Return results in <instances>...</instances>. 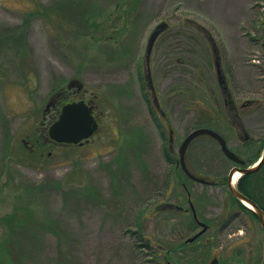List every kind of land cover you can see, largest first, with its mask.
<instances>
[{
  "label": "rangeland",
  "instance_id": "obj_1",
  "mask_svg": "<svg viewBox=\"0 0 264 264\" xmlns=\"http://www.w3.org/2000/svg\"><path fill=\"white\" fill-rule=\"evenodd\" d=\"M116 1L0 0V217L22 207V186L42 185L33 204L61 234H40L28 264H264V230L235 201V164L220 145L199 136L186 155L218 184L176 168L185 137L204 126L243 158L245 141L258 140L262 155L264 0ZM92 4L97 21L108 20L103 32L86 19ZM214 58L233 70L235 102L260 100L240 121ZM74 79L83 87L73 98L92 101L97 131L79 145L48 142L57 93L78 90ZM190 199L210 228L186 243L201 230Z\"/></svg>",
  "mask_w": 264,
  "mask_h": 264
},
{
  "label": "trees",
  "instance_id": "obj_2",
  "mask_svg": "<svg viewBox=\"0 0 264 264\" xmlns=\"http://www.w3.org/2000/svg\"><path fill=\"white\" fill-rule=\"evenodd\" d=\"M132 1L136 2V0ZM121 2L122 0L116 1L115 5L117 7L121 6ZM136 5L137 2L135 3ZM44 7L46 9L48 8L46 6ZM89 10L90 12H86L88 13L86 19L87 21L90 20L89 22L93 21L90 26L95 28V32H103L109 26L108 20L97 21L93 4ZM45 14L48 15L46 12ZM83 18L84 22L87 23L85 17ZM73 19L80 21L78 13L75 14ZM113 28L119 29L118 26H114ZM257 142L259 143L258 140L254 141L250 138L245 141V151H250L251 154L245 158L247 162L251 160L255 161L259 157L258 150H256ZM51 182H53V186H60L59 182ZM41 187L42 185L36 184L22 186V194L18 198L22 202V207L11 214L0 217V264H28L29 259L35 257L40 252L42 247L40 234L47 232H52L57 235L61 234V229L58 227V224L52 219H44L40 214V207L37 204H33V201L36 200L35 198H39L41 195ZM238 188L246 196L255 201L264 211V165L256 172L243 175L238 181ZM234 199L243 208L257 217L252 210L244 206L238 199L235 197ZM143 245L149 246L148 243ZM163 257L164 259H169L167 253Z\"/></svg>",
  "mask_w": 264,
  "mask_h": 264
},
{
  "label": "water",
  "instance_id": "obj_3",
  "mask_svg": "<svg viewBox=\"0 0 264 264\" xmlns=\"http://www.w3.org/2000/svg\"><path fill=\"white\" fill-rule=\"evenodd\" d=\"M73 84H76L78 88H81L83 86V83L78 79L72 80L69 86ZM92 112L93 107L84 101H75L65 104L62 107L58 119H56L49 127L50 138L57 142L70 144H78L82 143L85 140H88L94 135L98 125V122ZM203 135H208L217 140L225 156L237 164L233 166L228 175V185L231 190V193L235 198L239 199L246 206L252 209V211L258 216L261 226L264 230V211L259 207V205L255 201L250 199L248 196H246L239 190L236 182H233L234 175L237 172L240 175H245L258 171L264 165V151L261 157L254 164L250 166H245L246 161L228 146L226 139L219 132L209 127L196 128L191 131L181 143L179 148V160L184 171L193 180L198 181L200 183H206L207 180L205 178L194 175L189 170L186 162V154L191 142L195 138ZM191 206L194 211L195 217H197L194 205L192 204ZM201 224L203 226V229L199 233L195 234L193 237L189 238L188 241L195 240L198 236H200L207 230L206 224Z\"/></svg>",
  "mask_w": 264,
  "mask_h": 264
},
{
  "label": "flooded vegetation",
  "instance_id": "obj_4",
  "mask_svg": "<svg viewBox=\"0 0 264 264\" xmlns=\"http://www.w3.org/2000/svg\"><path fill=\"white\" fill-rule=\"evenodd\" d=\"M261 46H262V48H263V51H264V41H262L261 42ZM214 51H215V49H214ZM217 51V50H216ZM216 51H215V53H216ZM215 59V65H216V70H217V77H218V85H219V89H220V91H221V93L223 94V96H224V98H225V105H226V107H227V110H228V114H229V116H233L234 118H236L237 120H241L240 119V117H241V114H246V112L250 109V108H252V107H257V106H260V100H259V98L257 99V98H254V99H247L246 101H244L243 103H238V102H235L234 100H233V98H232V90H231V84L233 85V78H232V74H233V70H232V68H226V69H224L223 67H222V64H221V61H220V59L221 58H214ZM231 80V81H230ZM231 82V83H230ZM74 85V84H73ZM72 86V85H71ZM71 86H69V88H71ZM154 88L152 87V90H153ZM82 90V87L81 88H78V90H76V91H71V90H68V89H63L62 91H59L58 93H57V95L58 96H61V100L60 101H62V104L60 105V107H59V109H58V111H57V114L55 115V116H53V118H52V120L50 121V123L48 124V126L58 117V115H59V113H60V110H61V108H62V106L65 104V103H69V102H74V101H78V102H80V101H84V102H87L86 101V98H85V96H80L79 95V98L78 99H75V98H73V96H75V95H78L79 94V92ZM71 97V98H70ZM57 98V97H56ZM58 101V98H57V100H55V98L52 100V102L50 103V105H48V112H50L51 111V104H52V106H56V104L57 103H59V102H57ZM87 103H89V104H91L92 103V101H90V102H87ZM93 107L95 108V106L93 105ZM156 107H157V109L158 108H160V105H159V103L158 102H156ZM240 109H241V111H242V113H241V111H240ZM94 114H95V116H96V118H97V115H96V110L94 111ZM48 126H47V135H48ZM216 130V129H215ZM217 132H219L221 135H223L220 131H218V130H216ZM224 136V135H223ZM224 138L226 139V137L224 136ZM214 139V138H213ZM46 141H48V142H52V143H56V142H53L50 138H49V135H48V138H47V140ZM226 141H227V144H228V146H229V143H228V140L226 139ZM172 142V138H171V140H170V143ZM216 142L218 143V141L216 140ZM58 144H61V143H58ZM219 144V143H218ZM61 145H63V144H61ZM220 145V144H219ZM230 147V146H229ZM221 148V147H220ZM231 148V147H230ZM232 149V148H231ZM32 151H34L35 150V146H33L32 147V149H31ZM235 151V150H234ZM223 152V151H222ZM236 152V151H235ZM238 155H240L238 152H236ZM262 153H263V151H262ZM241 156V155H240ZM242 157V156H241ZM259 157H260V155H259ZM187 167L189 168V166L187 165ZM176 168L177 169H182L183 170V172L186 174V176L188 177V178H191L185 171H184V169H183V167H182V165H181V163H180V161L178 160L177 161V166H176ZM189 170L194 174V175H196V176H198L195 172H193L190 168H189ZM198 177H200V176H198ZM203 178V177H202ZM207 180V179H206ZM202 184H210V185H216V184H218V181L217 180H207V182L206 183H202ZM190 207H191V204H190ZM192 210V209H191ZM192 213H193V210H192ZM193 217H194V220H195V222H196V224L200 227V229H202L203 227H202V224L201 223H204V222H202L200 219H199V217H198V219L194 216V214H193ZM234 218L235 217H233L232 218V220H234ZM204 224H206V223H204ZM206 226H207V231L209 230V228H210V226L208 225V224H206ZM201 231V230H200ZM206 231V232H207ZM206 232H204L202 235H200L198 238H196V240H198V239H200ZM196 234V233H195ZM195 240V241H196ZM194 242V241H193ZM212 264H218V258H216L215 259V261L212 263Z\"/></svg>",
  "mask_w": 264,
  "mask_h": 264
},
{
  "label": "bare ground",
  "instance_id": "obj_5",
  "mask_svg": "<svg viewBox=\"0 0 264 264\" xmlns=\"http://www.w3.org/2000/svg\"><path fill=\"white\" fill-rule=\"evenodd\" d=\"M239 176H240V174L238 172L235 173L234 178H233L234 183L238 180Z\"/></svg>",
  "mask_w": 264,
  "mask_h": 264
}]
</instances>
